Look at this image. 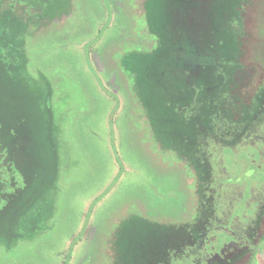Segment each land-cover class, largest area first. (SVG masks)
I'll list each match as a JSON object with an SVG mask.
<instances>
[{"label":"rangeland","instance_id":"rangeland-1","mask_svg":"<svg viewBox=\"0 0 264 264\" xmlns=\"http://www.w3.org/2000/svg\"><path fill=\"white\" fill-rule=\"evenodd\" d=\"M145 1L73 0L70 16L39 29L19 10L15 21L0 20V30L4 26L12 42L24 44L32 73H42L51 83L50 106L60 143L59 180L47 192L43 209L37 206L26 216L24 237L6 240L8 229L0 225V264H116L114 240L126 238L127 253L145 242L135 240L134 230L146 224L134 218L174 226L195 221L194 172L166 141L165 132L150 127L134 92L130 60H124L157 45L148 30ZM196 3L203 12L211 10L210 0ZM253 3L250 51L264 66V0ZM49 13L55 14L54 9ZM25 27L27 36L19 31ZM263 127L250 137L258 140L256 145L221 149L212 160L218 175L226 177L219 184L223 193L216 214L241 237L251 227L244 217L246 202L264 195ZM52 172L51 166L35 170L42 190L53 184ZM250 202L248 215L258 210L257 201ZM38 215L41 223L33 226ZM123 228L130 231L122 236ZM223 233H216L220 237L214 244ZM262 233L254 234L255 250L233 264H264V229ZM129 238L133 241L128 244Z\"/></svg>","mask_w":264,"mask_h":264},{"label":"trees","instance_id":"trees-1","mask_svg":"<svg viewBox=\"0 0 264 264\" xmlns=\"http://www.w3.org/2000/svg\"><path fill=\"white\" fill-rule=\"evenodd\" d=\"M210 1L211 10L206 13L197 0H146L148 30L157 39V45L149 53H129L124 58L130 60L128 69L134 76V92L145 108L150 127L157 126L165 132L166 141L194 172L197 213L193 223L175 226L134 218L146 224L144 229L134 230L135 240L145 242L127 253L126 238L121 243L114 240L116 264H210L194 258L196 253H185L198 246L201 231L207 227L205 222L216 213L223 193L219 184L226 177L218 175L212 160L221 149L240 147L247 136L264 125V66L250 51L254 35L249 21L257 5L253 6V0ZM3 3L7 7L0 11V20L9 24L20 17L18 10L22 14L25 11L26 20L37 29L58 23L73 12V0H0V8ZM51 9L55 14L49 13ZM3 28L0 225L8 229L3 235L8 240L11 235L23 238L24 230L29 228L23 227L26 216L37 206L43 209L49 201L47 192L56 187L60 176V143L50 106L51 83L38 72L39 82L29 68L24 44L20 47L12 42ZM27 29L19 31L27 36ZM43 166L53 168V184L45 190L34 177L35 170ZM44 176L39 175L41 179ZM34 220L33 226L41 223V215ZM263 229L261 209L256 225L248 231L250 241L241 246L237 256L255 250L254 234L262 236ZM129 231L123 228L121 235ZM131 241L133 238H129L128 244ZM233 256L228 255L226 261L213 259L212 264H233Z\"/></svg>","mask_w":264,"mask_h":264},{"label":"flooded vegetation","instance_id":"flooded-vegetation-1","mask_svg":"<svg viewBox=\"0 0 264 264\" xmlns=\"http://www.w3.org/2000/svg\"><path fill=\"white\" fill-rule=\"evenodd\" d=\"M24 15H27V12L24 11L23 16ZM250 137L251 135L247 136L246 140L243 143L256 145L258 140L252 141ZM233 150H235V148H233ZM259 195L260 194H258V196L249 198L250 200H248L245 204L247 209L244 212L246 213L244 217L246 218L249 227L251 226L250 228L256 225V221L258 219V214L260 210L261 209L264 210V195H262L261 198H259ZM250 201H257L255 207H258V210L257 212L253 211L251 215H248L247 212L250 211L251 208H253V206L251 205L252 203ZM205 224L207 227L204 229V231H201V236L198 242V246L195 248V250H192L190 248L191 250L190 253L189 251L185 253V254H189L190 256L196 253L194 258L198 259L199 261H207V263L212 264L213 259L214 261H226V259H228L227 257L228 255H235V257L234 256L233 257L237 258L238 257L237 252L241 250V246L245 242L250 241L249 239L251 233L249 234L248 232H246L244 237H241L239 233L235 234V231L231 227H226L223 225L221 219L217 216L216 213L212 217L207 219ZM220 230H222V232L224 231L223 236L225 237L218 242V245H216L214 244L217 242V237H218V234L216 233L220 232Z\"/></svg>","mask_w":264,"mask_h":264}]
</instances>
